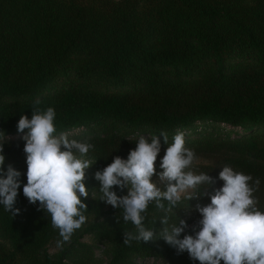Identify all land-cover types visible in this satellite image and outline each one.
Returning <instances> with one entry per match:
<instances>
[{
	"label": "trees",
	"instance_id": "1",
	"mask_svg": "<svg viewBox=\"0 0 264 264\" xmlns=\"http://www.w3.org/2000/svg\"><path fill=\"white\" fill-rule=\"evenodd\" d=\"M38 98L55 109L56 135L95 146L86 186L99 188L95 173L116 156L127 159L141 135L167 132L172 143L180 130L197 156L190 170L215 180L198 186L212 189L206 205L230 166L253 183L259 178L254 195L264 212V0H0V143L5 134L4 170L21 172L19 214L0 205V264H96L93 245L81 239L87 232L110 243L107 264L151 263L134 255L199 264L162 238L123 244L134 226L89 197L85 215L94 221L58 246L51 218L23 195L27 163L17 125L22 114L31 118ZM160 141L159 163L168 147ZM187 201L169 214L170 225L194 219L186 217ZM144 215L158 235L163 213L150 204ZM51 242L57 251H49Z\"/></svg>",
	"mask_w": 264,
	"mask_h": 264
},
{
	"label": "clouds",
	"instance_id": "2",
	"mask_svg": "<svg viewBox=\"0 0 264 264\" xmlns=\"http://www.w3.org/2000/svg\"><path fill=\"white\" fill-rule=\"evenodd\" d=\"M41 105L42 101L36 99L31 118L22 114L17 125L18 131L24 133L27 163L23 195L30 204L38 202L39 208L51 218V227L62 237L58 246H62L87 220L88 205L84 199L90 196V191L85 184L86 170L93 163L84 157L95 146L87 141L70 140L67 133L56 135L55 109ZM160 136L168 145L160 162L162 171L158 173L166 190L152 179L157 175ZM5 143L4 134V142L0 143V205L15 217L20 212L15 204L21 188V172L11 165L4 170ZM185 143V133L180 130L172 143L167 132L150 137L141 135L127 159L116 156L95 173L100 185L99 200L120 210L118 220L134 226V231H124L123 244L131 246L134 240L149 242L162 238L179 253L187 252L199 264H264V212L258 208L259 200L254 195L259 189V178L253 183L251 175L230 166L222 167L219 179L223 186L211 195L210 204L198 207L202 217L199 230L180 238L188 227L187 222L179 219L178 223L169 224V214L183 199L190 201L198 196V186L215 183L208 173L195 174L190 170L197 156ZM116 187L121 192L127 189V194L117 195ZM91 197L97 200L95 194ZM150 204L163 213L159 219L163 227L158 235L154 228L145 226L144 214Z\"/></svg>",
	"mask_w": 264,
	"mask_h": 264
},
{
	"label": "rangeland",
	"instance_id": "3",
	"mask_svg": "<svg viewBox=\"0 0 264 264\" xmlns=\"http://www.w3.org/2000/svg\"><path fill=\"white\" fill-rule=\"evenodd\" d=\"M101 88L106 89L105 86H101ZM19 136L20 135H14L12 137H19ZM84 159H88V160H90L93 163V160H92L91 157H89V155H86L84 157ZM158 167H160V163L158 161H156V168H158ZM94 170H95V165L93 163V165L89 169L86 170V174L87 173H91ZM159 172L160 171H157V175L153 176V178H152L153 182H155L157 184V186L160 187L162 190H166L165 189V185L162 184L160 182V180H159V176H158ZM86 187L90 191L89 198H92L91 195L95 194L96 199L98 201H100L99 197H100L101 194L99 192V188L97 186H94V185H89V186H86ZM196 192H199L198 196L196 198H193L190 201H187V203H186L187 204V209H185V214L187 215L186 217L190 218L191 216H193V214H196L194 216V219L190 221V223L191 224L193 223V225L199 224L198 222H199V220L202 217H201L199 211L194 213V211L192 212L191 209L192 208L195 209V208H198V207L207 206L205 202H207V200L209 201V199H205V198L208 195L211 194L212 189H210V188L199 189V187H198L196 189ZM188 203H190V204H188ZM104 205H105V208L111 206V205H108L106 202H104ZM93 221H94V218L93 217H89L87 219L86 224H89V223H91ZM81 239L85 240V241H88V242H90L93 245V251H94L96 264H107L110 261V249H109L110 243L107 240H105L103 238L96 237L92 233H89V232L85 233ZM58 248L59 247L57 246V244L55 242H51V243L48 244V249H49L50 252H55V251H57ZM132 260L138 261V262L150 261L151 263H149V264H154V262H156V264H163V262H164L161 259H157V260L155 259V261L153 262V258H150V260H147V259H143L142 257L136 256V255L132 256Z\"/></svg>",
	"mask_w": 264,
	"mask_h": 264
},
{
	"label": "built area",
	"instance_id": "4",
	"mask_svg": "<svg viewBox=\"0 0 264 264\" xmlns=\"http://www.w3.org/2000/svg\"><path fill=\"white\" fill-rule=\"evenodd\" d=\"M193 224H188V227H191ZM153 261H155V259L153 258ZM165 262H163V264H164Z\"/></svg>",
	"mask_w": 264,
	"mask_h": 264
}]
</instances>
